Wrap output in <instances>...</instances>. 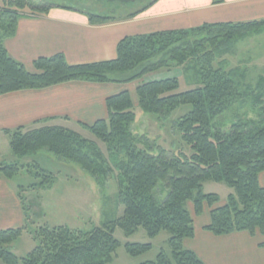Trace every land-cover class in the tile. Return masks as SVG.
Wrapping results in <instances>:
<instances>
[{"label":"trees","instance_id":"obj_1","mask_svg":"<svg viewBox=\"0 0 264 264\" xmlns=\"http://www.w3.org/2000/svg\"><path fill=\"white\" fill-rule=\"evenodd\" d=\"M150 4L126 16L86 13L91 23L100 24L132 18ZM54 6L60 5L0 0V95L72 80L130 83L174 65L191 71L200 86L179 91L177 78L142 82L137 87V107L127 90L107 98L108 118L82 125L108 144L110 166H106L95 142L72 130L57 126L28 132L22 127L16 129L10 146L19 159L47 149L62 161L77 163L95 180L118 171V200L125 210L122 216L89 231L64 225L41 226L33 236L34 249L24 257L17 256L11 245L27 226L2 230L0 259L7 264H110L121 245L114 235L120 227L127 236L140 228L150 238L165 230L170 232L171 254L163 250L155 261L141 264H204L183 244L195 234L187 202L194 203L197 214L205 205L210 207L211 221L205 228L216 235L241 231L264 234V187L259 182L264 171V74L255 86L247 85V92H241L232 72L215 64L218 55L228 52L236 40L264 30V19L205 23L190 29L129 36L119 42L113 60L72 65L64 54H57L37 59L34 70H28L10 56L5 41L15 34L21 14L42 15ZM247 97L253 108L260 110L259 120L244 122L240 118L228 129L215 125V118ZM185 105L191 109L172 122V130L189 146V154L180 150L170 158L165 149L154 148L147 137H136L130 130L137 110L153 114L164 123ZM24 166L20 162L0 161V178L13 179ZM27 169L38 180L18 187L29 222L32 206L26 204L23 194L34 188L51 189L58 179L37 163ZM207 181L225 183L234 190L224 205H217L219 195L203 191ZM160 186L168 191L164 200L156 195ZM125 247L136 257L149 252L153 245L129 242Z\"/></svg>","mask_w":264,"mask_h":264},{"label":"crops","instance_id":"obj_2","mask_svg":"<svg viewBox=\"0 0 264 264\" xmlns=\"http://www.w3.org/2000/svg\"><path fill=\"white\" fill-rule=\"evenodd\" d=\"M256 19H264V0H154L132 18L100 24L91 23L85 10L54 6L46 14L21 17L15 34L6 39L5 46L13 59L33 71L34 61L57 54H64L72 65L113 60L117 57L119 42L129 36ZM133 83L72 80L2 94L0 142L7 141L12 153V133L20 127L26 130L63 126L87 130L82 124L91 125L108 118L106 100L110 96L127 90L134 104L136 100L138 103L137 87L141 83ZM14 178H0V231L26 225L19 186L11 183ZM259 182L264 187V171L259 175ZM196 221L194 236L186 238L183 244L204 264H264V234L241 231L216 235L205 228L209 219ZM17 240L11 250L18 256L14 248ZM0 264L7 263L0 259Z\"/></svg>","mask_w":264,"mask_h":264},{"label":"rangeland","instance_id":"obj_3","mask_svg":"<svg viewBox=\"0 0 264 264\" xmlns=\"http://www.w3.org/2000/svg\"><path fill=\"white\" fill-rule=\"evenodd\" d=\"M153 1L138 0L133 4L124 5L119 3L110 4L109 2L99 0H30L35 5L50 3L85 10L86 12L90 11L120 16H126L138 11ZM26 15L21 14L20 18ZM215 64L216 66L222 65L227 71L232 72L235 81L239 85V90L241 92H247V85L255 86L259 77L264 74V30L236 40L228 52L218 55ZM144 77L142 78L143 81L141 80L137 83L177 78L180 82L179 91L200 86L194 81L193 73L191 71L185 72L180 65L163 68L151 72ZM133 82L130 83L132 84ZM137 83L135 82L133 84L135 85ZM135 105L137 107V100ZM190 109V105L179 107L172 113L170 119L164 123L153 114H147L137 110V119L130 125V130L136 137H147L154 148L160 147L165 149L170 158L175 156L180 150H184L189 154L191 153V149L180 139L177 133L173 132L172 122ZM259 111V109L253 108L250 97H247L246 101L236 102L222 116L215 118L214 123L217 127L228 129L240 118L244 122L259 120ZM43 127L56 126H42L40 128ZM63 128L72 130L80 134L83 138L95 142L98 150L101 151L107 161L106 166H110L108 160L110 150L107 143L89 130H76L75 127ZM35 129L39 128H29L23 131L28 132ZM140 146L143 145L140 144ZM0 161L4 163L20 162L25 165L20 174L11 182L17 186H27L38 181L35 176L29 174V171H27V166L33 163H37L41 168L52 172L58 179L52 189L39 190V188H36V190L34 188L30 189V192L26 193V191L23 194L26 197V204L32 206L33 213H31L32 209H30L28 214L30 215L29 222L25 218V226L27 228L17 240V244L14 247L17 250L18 256H26L34 249L36 243L33 236L41 226L64 225L72 229L89 231L94 227L102 226L107 220L115 219L124 214L125 208L118 200V171H115L111 177L101 176L95 180L77 163L62 161L47 149H42L35 155L19 159L11 152L9 153V143L7 141L0 142ZM203 191L207 194L219 195L220 203L217 205H224L227 202L229 194L233 193L234 190L225 183L207 181L203 184ZM167 193L168 191L164 189V186H160L156 190V195L160 200H164ZM186 208L189 210L193 219H197L198 222L209 219L210 223L211 209L207 205L204 206L201 213L202 216L196 213L193 202H187ZM114 235L120 241L121 245L115 253L113 262L110 264H141L147 261H155L159 253L163 250L171 254V248L169 246L171 234L169 231H162L157 237L150 238L143 228H140L134 235L127 236L120 227H117ZM129 242H150L153 247L149 252L134 257L126 250L125 246Z\"/></svg>","mask_w":264,"mask_h":264},{"label":"water","instance_id":"obj_4","mask_svg":"<svg viewBox=\"0 0 264 264\" xmlns=\"http://www.w3.org/2000/svg\"><path fill=\"white\" fill-rule=\"evenodd\" d=\"M99 1H107V2H121V3H130L135 2L136 0H99Z\"/></svg>","mask_w":264,"mask_h":264},{"label":"flooded vegetation","instance_id":"obj_5","mask_svg":"<svg viewBox=\"0 0 264 264\" xmlns=\"http://www.w3.org/2000/svg\"><path fill=\"white\" fill-rule=\"evenodd\" d=\"M138 0H136L135 2H137ZM107 2V1H106ZM135 2H130V3H121V2H111V3H119V4H124V5H129V4H133ZM147 5V4H146Z\"/></svg>","mask_w":264,"mask_h":264}]
</instances>
